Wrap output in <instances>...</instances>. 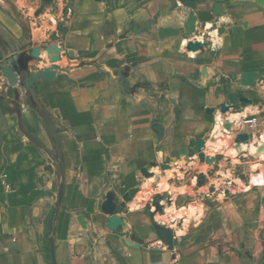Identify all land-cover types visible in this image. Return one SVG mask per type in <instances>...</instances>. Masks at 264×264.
<instances>
[{"label": "crops", "instance_id": "0c3cea01", "mask_svg": "<svg viewBox=\"0 0 264 264\" xmlns=\"http://www.w3.org/2000/svg\"><path fill=\"white\" fill-rule=\"evenodd\" d=\"M0 38L26 53L61 47L55 79L33 87L58 130L59 164L36 107L0 73V264H51V212L57 264H263L264 183L244 187L251 169L264 170L262 0H0ZM40 58L33 70L50 65ZM124 65L131 94L117 77ZM242 72H256L255 84L240 83ZM223 103L235 108L221 113ZM197 138L210 160H199ZM108 192L125 223L115 230L100 208ZM156 226L171 230L170 246Z\"/></svg>", "mask_w": 264, "mask_h": 264}, {"label": "water", "instance_id": "95a60500", "mask_svg": "<svg viewBox=\"0 0 264 264\" xmlns=\"http://www.w3.org/2000/svg\"><path fill=\"white\" fill-rule=\"evenodd\" d=\"M181 3L184 1H192V0H178ZM264 3V0H262ZM194 16H190L188 21L186 22V30L189 32L194 26ZM0 46L3 47L4 52L2 53L1 59V68L0 73L1 76L6 80V83L9 87H13L18 89L21 93L25 95L28 102L34 106L38 107L40 104L35 97V93L33 90L34 83L37 80H54L56 74L58 72V68L55 65L60 59V52L61 47L57 43H44L39 48L33 47L29 53L21 51V47L16 43L13 46H9L6 42H4L0 38ZM187 49H193L199 46V43L196 42L195 44L192 42L187 43ZM45 52L46 56L48 57V61L50 63L49 66L33 70V66L29 65L28 63H38L41 61L40 54ZM130 72V66L124 65L122 66L117 73L118 80L121 83L122 90L127 93L131 94L136 90L135 85H130L128 81V76ZM264 76V71L261 72ZM257 76L256 72H242L239 77V82L251 86L255 84V78ZM238 102L243 107L246 104L251 103V99L246 97H238ZM235 108V104H227L223 103L219 107V111L221 113L227 112L229 110H233ZM152 129L155 133L156 139H158L162 134V127L159 123H153ZM247 138L246 134H239L236 141H244ZM204 146V139L197 138L194 141L195 150L198 151V158L200 161H208L210 160L209 157L204 155L202 148ZM144 176H148L150 173L146 171V169L141 170ZM198 184L202 183L201 178H198ZM62 192H63V183L62 181L58 185L57 193H56V203L59 204L62 199ZM164 198V195L157 194L153 197L151 201V205L154 207V212L161 213L163 211V205L160 202ZM124 201H128V195L123 196ZM124 201L120 203V206H124ZM117 207V202L115 201V196L112 192H108L105 195V199L101 204V211L107 215L106 219V227L109 230H115L119 226H124L125 223L123 220L116 214L114 211ZM79 223L84 226V221L82 220V216H78ZM156 231L164 244L168 246L172 243V232L169 228L165 226H156ZM49 242V256L51 264H57L56 261V254H55V246H54V238L52 235L48 238Z\"/></svg>", "mask_w": 264, "mask_h": 264}, {"label": "bare ground", "instance_id": "6f19581e", "mask_svg": "<svg viewBox=\"0 0 264 264\" xmlns=\"http://www.w3.org/2000/svg\"><path fill=\"white\" fill-rule=\"evenodd\" d=\"M216 31V30H215ZM213 35V34H212ZM201 46V45H200ZM204 48V47H203ZM195 55V54H194ZM193 55V56H194ZM231 120H234V122L235 123H240L241 122V116H239V115H236V114H234V115H232L231 117ZM223 118L221 117V114H220V112L216 115V117H215V125H214V128H213V131H212V133H211V136L209 135V137H208V143H210V145L207 143V141L206 140H204V143H205V141H206V144H208L209 146H210V148H211V152H213V150L215 149V150H217V149H219V147H220V143H222V142H220L219 143V141H216L215 140V138L213 137V134L214 133H217V134H219L218 132H219V130L223 127ZM225 123V122H224ZM244 126V125H243ZM215 135V136H218V135ZM222 136V135H221ZM262 137H264L263 135H262ZM230 138V137H229ZM256 139V138H255ZM217 140H219V139H217ZM227 140V139H226ZM246 140V139H245ZM224 141V140H223ZM262 141V140H261ZM228 142H229V140H228ZM227 142V144H229ZM225 143V142H224ZM225 145V144H224ZM232 145V144H231ZM252 145V144H251ZM250 145V146H251ZM258 145H260V144H258ZM206 146V145H205ZM229 146V145H228ZM222 147V146H221ZM226 147H227V145H226ZM233 147V146H232ZM235 149V148H234ZM239 149V148H238ZM250 151H252V153H253V151H255L254 150V148H250ZM219 152H221V151H219ZM240 152H242V151H240ZM262 151L260 150L259 152H256V153H258V154H260ZM222 153V152H221ZM228 153V152H227ZM206 154H207V151H206ZM229 154V153H228ZM227 154V155H228ZM249 154V153H248ZM211 155V154H210ZM213 155V154H212ZM211 155V156H212ZM226 155V156H227ZM262 155V154H261ZM261 155H260V157H261ZM264 155V154H263ZM262 155V157H264ZM224 156V155H223ZM259 156V155H258ZM261 160V159H260ZM262 161V160H261ZM234 162V161H233ZM254 166V165H253ZM252 166V167H253ZM258 166V165H257ZM264 167V166H263ZM202 171H203V169H202ZM200 174V173H199ZM249 175V174H248ZM205 176V175H204ZM240 184H241V182H239ZM247 183V182H246ZM264 183V170L262 169V168H257L256 167V169H251V172H250V176H249V183H248V185H244V187H245V189H247L249 186H253V185H262ZM216 184V183H215ZM218 185V184H217ZM216 185V186H217ZM242 186V185H241ZM202 207V206H201ZM197 208H199V207H197ZM198 211H200V210H198ZM193 213H194V208H189V211H188V215H187V218H190V217H192L193 216Z\"/></svg>", "mask_w": 264, "mask_h": 264}, {"label": "trees", "instance_id": "16d2710c", "mask_svg": "<svg viewBox=\"0 0 264 264\" xmlns=\"http://www.w3.org/2000/svg\"><path fill=\"white\" fill-rule=\"evenodd\" d=\"M36 110L39 114V116L41 117L44 126L48 132V135L50 136V139L52 141V151L50 153V156L52 157V159L56 162H58V164L60 163V149H59V145H58V140H57V132L58 130L54 128V126L52 125V121L50 118V115L48 114V112L44 109V107H42L41 105H39L38 107H36ZM58 177L60 178L58 184L61 182V175H62V171L59 170L58 172ZM54 221H55V214L53 212L49 213V215L46 218V229H47V236H50L53 233V228H54Z\"/></svg>", "mask_w": 264, "mask_h": 264}, {"label": "built area", "instance_id": "2783aa9c", "mask_svg": "<svg viewBox=\"0 0 264 264\" xmlns=\"http://www.w3.org/2000/svg\"><path fill=\"white\" fill-rule=\"evenodd\" d=\"M245 122H247L250 125H256L257 124V118L253 117V118H246Z\"/></svg>", "mask_w": 264, "mask_h": 264}, {"label": "rangeland", "instance_id": "374dc122", "mask_svg": "<svg viewBox=\"0 0 264 264\" xmlns=\"http://www.w3.org/2000/svg\"><path fill=\"white\" fill-rule=\"evenodd\" d=\"M254 220V219H253ZM255 221H256V219H255ZM263 256H264V254H263ZM263 261H264V259H262ZM263 264H264V262H263Z\"/></svg>", "mask_w": 264, "mask_h": 264}]
</instances>
